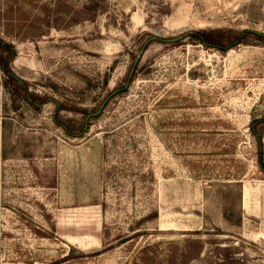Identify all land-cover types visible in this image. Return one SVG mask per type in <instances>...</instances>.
<instances>
[{"label": "rangeland", "instance_id": "1", "mask_svg": "<svg viewBox=\"0 0 264 264\" xmlns=\"http://www.w3.org/2000/svg\"><path fill=\"white\" fill-rule=\"evenodd\" d=\"M203 30L264 35V0H0L49 99L0 72V264H264V40Z\"/></svg>", "mask_w": 264, "mask_h": 264}, {"label": "trees", "instance_id": "2", "mask_svg": "<svg viewBox=\"0 0 264 264\" xmlns=\"http://www.w3.org/2000/svg\"><path fill=\"white\" fill-rule=\"evenodd\" d=\"M225 32H214V31H194L190 32L188 34H184L181 38V40L185 39H191L193 42L198 43L202 45L205 48H211V49H216L221 52H227L234 47L241 45L245 43L244 41L248 39L249 35H254L257 39H262L264 40V35L254 33L252 31H242L239 34H236L233 37L227 36L226 37ZM17 57V50L14 47L13 44L10 42L2 39L0 37V72L4 75L6 78L7 82L8 81H16L18 83V86L24 92V97L29 105H36V106H44L49 102V99L44 97H39L36 94H32L29 92V86L25 81H22L21 79L17 78L16 75L13 73L11 69V63L15 60ZM132 82V76H128L127 79L125 80V84L119 88L116 89L114 93H112L111 96H115L116 94L122 93L124 90L128 88L130 83ZM39 101V103H38ZM64 110L63 105H59L57 103V108H56V114L54 117V123L59 126L67 135H69L72 138H78L80 137L81 133H85L86 131L84 128L78 133L72 131L71 128H69L63 121L60 120V113ZM74 114H80L79 111H72ZM84 113L81 114H86L87 118V112L83 111ZM99 114V111L94 115L96 116ZM90 116V117H89ZM92 115H88V123L93 119ZM261 123V122H257ZM90 124V123H89ZM88 125V124H87ZM255 134V138L257 140L258 146H259V164H260V171L264 174V154H263V143H262V137L261 135H258L257 131H253Z\"/></svg>", "mask_w": 264, "mask_h": 264}, {"label": "bare ground", "instance_id": "3", "mask_svg": "<svg viewBox=\"0 0 264 264\" xmlns=\"http://www.w3.org/2000/svg\"><path fill=\"white\" fill-rule=\"evenodd\" d=\"M243 198H244V206L246 209H248V206H249V202H250V199H251V192L248 188H245L243 190ZM263 239V238H262Z\"/></svg>", "mask_w": 264, "mask_h": 264}, {"label": "crops", "instance_id": "4", "mask_svg": "<svg viewBox=\"0 0 264 264\" xmlns=\"http://www.w3.org/2000/svg\"><path fill=\"white\" fill-rule=\"evenodd\" d=\"M244 199V198H243Z\"/></svg>", "mask_w": 264, "mask_h": 264}]
</instances>
